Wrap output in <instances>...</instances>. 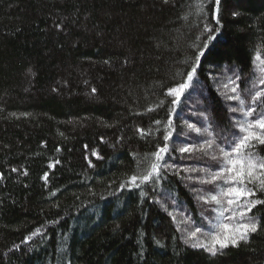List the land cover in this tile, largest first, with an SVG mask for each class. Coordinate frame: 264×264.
Segmentation results:
<instances>
[{
  "label": "trees",
  "instance_id": "1",
  "mask_svg": "<svg viewBox=\"0 0 264 264\" xmlns=\"http://www.w3.org/2000/svg\"><path fill=\"white\" fill-rule=\"evenodd\" d=\"M216 8L0 0V264H264V205L239 246H192L189 229L214 222L216 205L197 192L213 187L198 180L218 162L171 150L202 145L204 129L225 147L243 117L223 85L238 74L246 94L256 52L264 58V0H221L219 23ZM193 66L173 104L169 89ZM165 144L162 178L133 185Z\"/></svg>",
  "mask_w": 264,
  "mask_h": 264
},
{
  "label": "snow or ice",
  "instance_id": "2",
  "mask_svg": "<svg viewBox=\"0 0 264 264\" xmlns=\"http://www.w3.org/2000/svg\"><path fill=\"white\" fill-rule=\"evenodd\" d=\"M215 4L217 23H219L218 12L221 0H215ZM207 30L212 31V29ZM203 55L205 53L200 52L197 61ZM196 72L197 67L193 66L183 82L169 89L168 95L174 97L173 104H177L181 96L192 86ZM239 81L240 76L237 74L235 78L229 77L228 83L223 85L224 98L235 101L237 104L236 107H230V111L239 112L243 117L234 125L239 128V132H233L230 138H224L225 147L216 145L215 138L207 129H204L202 133V129L187 124L189 130L207 134L210 138L199 146H183L179 149L173 146L171 149L182 154L200 151L205 156L211 155V159L218 162L212 165L213 168L218 167V171L204 170L205 175L198 180L200 184L213 187L204 192H197V199L205 204L216 205L213 209L214 222L209 225L207 232H203L199 226L194 230L190 228L188 231V239L192 241V246L203 248L211 255H216L229 246H239L241 242L248 240L250 234L256 233L261 227L253 213V209L258 205H264V199L257 196V193L264 195V155L260 154L264 149L257 150L258 146H264V58L259 51L253 59V78L250 81L251 87L244 90L246 94H242ZM257 85L260 87L258 88ZM168 127L170 130L164 136L165 141H169L172 137L171 121L168 122ZM169 151L168 144L159 147L152 153L154 160L149 168L141 175H133L131 183L138 187V180L143 184L154 183L161 179L163 170L167 167L166 163L161 162ZM214 152L218 154H212ZM192 171L201 170L192 169ZM250 213L253 214L250 215ZM181 222L189 223V221Z\"/></svg>",
  "mask_w": 264,
  "mask_h": 264
},
{
  "label": "rangeland",
  "instance_id": "3",
  "mask_svg": "<svg viewBox=\"0 0 264 264\" xmlns=\"http://www.w3.org/2000/svg\"><path fill=\"white\" fill-rule=\"evenodd\" d=\"M224 134H226V133H224ZM228 135L230 136V134H228ZM216 154H218V153H216ZM205 205L209 206V204H205ZM205 210H207V208ZM206 212H208V210Z\"/></svg>",
  "mask_w": 264,
  "mask_h": 264
}]
</instances>
